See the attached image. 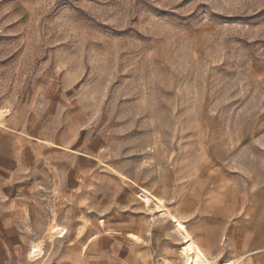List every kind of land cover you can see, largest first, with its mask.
Returning a JSON list of instances; mask_svg holds the SVG:
<instances>
[{"label":"rangeland","instance_id":"obj_1","mask_svg":"<svg viewBox=\"0 0 264 264\" xmlns=\"http://www.w3.org/2000/svg\"><path fill=\"white\" fill-rule=\"evenodd\" d=\"M262 237L264 0H0V264H264Z\"/></svg>","mask_w":264,"mask_h":264},{"label":"bare ground","instance_id":"obj_2","mask_svg":"<svg viewBox=\"0 0 264 264\" xmlns=\"http://www.w3.org/2000/svg\"><path fill=\"white\" fill-rule=\"evenodd\" d=\"M2 116V115H1ZM139 196L142 197L143 201L145 202L146 206H150L152 203H155L157 205V208L160 209V212L162 214H168L171 220L175 223V229L177 233L180 235L182 240L189 241L192 239V234L188 231L187 225H185L181 220L178 219L177 216L174 214H170L168 210L163 209L161 200H158L155 196L151 195L146 189L139 187L138 190ZM165 208V207H164ZM158 211V210H157ZM184 253L186 254V263H192L191 257V251L189 249L184 250ZM164 264H173L167 259H163ZM231 262H221L220 264H240L241 259H237L236 261Z\"/></svg>","mask_w":264,"mask_h":264},{"label":"crops","instance_id":"obj_3","mask_svg":"<svg viewBox=\"0 0 264 264\" xmlns=\"http://www.w3.org/2000/svg\"><path fill=\"white\" fill-rule=\"evenodd\" d=\"M259 242H260V244H261L262 246H261V248H259L258 250H256V251L254 252V254H256V255H255V258H256V259L261 258V255H262V257L264 258V237L260 238V239H259ZM259 247H260V246H259ZM240 259H241L240 264H242V263H243V260L245 259V257L243 256V257H241ZM127 260H128V250H127L126 254H125L123 257H120V256H117V255H116V256H115V259H114V262L109 263V264H125Z\"/></svg>","mask_w":264,"mask_h":264}]
</instances>
